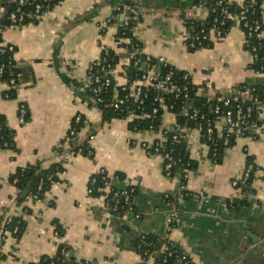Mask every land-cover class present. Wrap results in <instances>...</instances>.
<instances>
[{
	"label": "crops",
	"instance_id": "crops-1",
	"mask_svg": "<svg viewBox=\"0 0 264 264\" xmlns=\"http://www.w3.org/2000/svg\"><path fill=\"white\" fill-rule=\"evenodd\" d=\"M194 1L61 0L35 23L4 28L2 42L15 45L14 58L24 77L11 96L8 83L0 82V114L15 132L16 147H0V226L19 218L24 228L19 238L8 234L0 244V264L35 263L62 245L78 264H140L135 243L142 233L164 241L160 247L170 241L190 257L173 264H264V134L235 136L216 162L200 132L189 128L185 141L194 166L182 182L181 171L166 175L162 157L142 147L159 139L162 129L180 126L175 112L162 113L154 131H133L129 124L136 117L108 121L93 97H84L88 69L100 59L103 46L120 54L116 80L124 82L131 52L116 45V34L125 19L135 21L132 32L141 51L188 73L198 96L214 99L241 86H264V72L252 67L238 16L210 47L191 49L192 29L183 10ZM227 1L241 5L245 0ZM120 5L118 18L104 27ZM133 9L138 17L129 14ZM196 18L206 22L209 13L202 9ZM21 104L28 109L25 123L19 117ZM78 114L85 125L76 143L89 141L92 156L76 153L68 139ZM215 126L224 131L225 120L217 117ZM249 162L255 165L253 179L234 187L232 181ZM54 164L63 167L59 180L39 201L23 200L27 192L19 196L11 176L20 168ZM102 170L118 174L121 180L115 185L120 188H135L133 211L112 214L101 197L88 192L90 180ZM184 192L169 230L167 196ZM238 199L245 203L235 208Z\"/></svg>",
	"mask_w": 264,
	"mask_h": 264
},
{
	"label": "built area",
	"instance_id": "built-area-1",
	"mask_svg": "<svg viewBox=\"0 0 264 264\" xmlns=\"http://www.w3.org/2000/svg\"><path fill=\"white\" fill-rule=\"evenodd\" d=\"M227 0H218L219 4H222ZM61 0H0V22L2 20L9 21L12 27H23L26 26L25 20L28 18L40 20L44 16H46ZM256 4V0H246L241 6L242 9L237 15L242 29L245 32V43L247 46L250 45L249 41L252 38H256L258 40L257 44L250 46V51L252 53L253 62L258 59V50L264 48V21L262 19L250 18L251 13L254 10L253 6ZM28 6H32V13H29L27 10ZM264 5H261L263 8ZM253 8V9H252ZM120 7L116 8L117 11H120ZM203 9L202 5H193L188 6L184 10V16L186 18H195L196 14ZM122 12V10H121ZM134 16L138 17V13L135 9L131 10ZM220 14L222 17L229 16L230 13L228 11V7L221 8ZM118 17V14L114 15L112 18H109L105 23L104 27H107L113 23L114 19ZM223 18L215 19V23L210 29L209 33L205 30L201 31V34L194 33L191 34L188 38V45L191 48H202V47H210L213 38H220L223 36L222 26L224 25ZM113 20V21H112ZM129 19L123 20L121 25L128 26L130 24ZM4 30V27L0 25V34ZM127 38H121L119 41L116 40V45L118 47L121 43H125ZM129 39V38H128ZM130 40L128 41V43ZM120 47H125L121 45ZM108 47L103 46L102 52L108 50ZM112 49V48H110ZM16 52V47L11 43H4L0 41V54H10V58L8 61L1 62L0 59V75L5 72V68L7 64L9 66V70L12 74V78L8 82L10 89H16L21 83L22 72L18 71L15 75L12 72L13 67L19 68V64L16 62L14 55ZM107 52V51H106ZM143 55L144 60H142V73L140 76L130 81L128 79L127 71L124 69L123 76L124 82L119 83L116 80L117 74V63L115 66H111L110 64L102 65L101 73L96 74L93 78L88 77L86 81V87L90 84H94L91 90H93L95 97H93L94 101L98 102L97 93L100 91L101 84L104 86H109L112 83L117 88L115 95L113 96V102L111 106L115 110H123L128 113L127 118L133 119L134 117L145 116V114L137 115L136 110H140L142 108V104L144 103V98L148 95V90L152 89L154 91L153 103L155 106L152 108L151 113L156 115L161 112L164 113L166 111H171L173 109V104H171L170 100H188L189 99V85L188 83L184 84L179 88L175 82V69L173 66L168 64L163 58H158L157 67L152 66V58L144 54L140 48L135 49L130 56L136 57L137 55ZM102 55V54H101ZM1 58V56H0ZM101 60L98 59L96 62H93L88 71L93 69V64H99ZM141 62V59H136L134 65L137 66ZM130 64V59L128 60V65ZM167 68V71L164 72L163 69ZM88 73V72H87ZM183 79L188 81L189 75L188 73L183 74ZM123 92V97H120V93ZM218 104H216L214 108V112L217 114H221L225 120L226 128H225V136H224V144L229 143L230 136H249L251 138H257L264 134V97L261 98L258 93L255 92L254 87L251 89H246L243 91L236 90L230 94L221 96L218 98ZM190 110V111H189ZM173 112V111H171ZM187 115L188 122L194 123V128L197 129L201 138L204 142L205 140H211L214 132L216 131L215 122L208 118L205 113L201 111L199 107L192 106L187 107ZM19 117L22 123L27 122L28 120V109L24 104H21L19 107ZM82 120V116L80 114L75 116L74 122L79 123ZM189 127L185 126H175V127H167L162 129L161 136L159 139L154 140L153 142H143L142 147L149 154H158L163 159V169L166 171V175H171L172 168L179 162L176 158L173 157L172 151H164L163 146L164 142L167 140L166 134L170 131H175L173 135L172 142H178L181 138H185L186 132ZM149 131H154V125H149L147 128ZM80 132V131H79ZM78 130L72 125L69 130L68 139H75L79 136ZM93 136L90 135L89 139ZM89 142V141H88ZM99 173H107L105 174V184L97 189V195L103 199L105 208L115 215H122L128 211H133V195L135 193V188L126 187L120 188L115 185V182L121 180V177L118 174H108V172L102 170ZM255 173V165L252 162H249L239 179H234L232 184L234 187H240L247 185L252 179ZM95 178L92 177L90 180V185L88 188V192L94 195L93 187L91 184L95 183ZM41 189V185L39 186ZM183 196L182 193H179L174 196H167L168 201V216H167V224L168 229L170 230L174 223L176 222V218L178 216L177 209V200L178 197ZM32 199L34 201H39L41 198L39 197L38 192L33 194ZM18 231V225L16 224L13 230H6L3 232V235L0 237L5 239L6 236L14 235ZM137 250L140 253L141 263L140 264H167L170 260L175 261H183L188 262L190 257L182 252L180 248L173 244L172 242H167L161 247L156 248L154 241L148 238V236L144 233L140 234L137 238ZM158 253L160 255V260L155 258V254ZM66 256L68 254L66 253ZM40 264L39 261L36 262ZM81 264H90L89 261L82 262Z\"/></svg>",
	"mask_w": 264,
	"mask_h": 264
},
{
	"label": "trees",
	"instance_id": "trees-1",
	"mask_svg": "<svg viewBox=\"0 0 264 264\" xmlns=\"http://www.w3.org/2000/svg\"><path fill=\"white\" fill-rule=\"evenodd\" d=\"M181 1V0H177ZM183 1V0H182ZM246 1V0H245ZM128 5L134 6L131 1L127 3ZM202 5L203 9L207 10L209 13V18L206 22L199 21L196 17L195 18H186V25L190 30L192 29L191 34L199 33L201 34L202 30H205L207 33H209L210 29L215 23V19H221L223 18L220 14L221 8L228 7V11L230 13L229 16H226L223 18L224 25L222 26V33L223 36L227 33L229 30L231 24L233 23L232 17L237 16L239 12L242 9L241 5L230 3L228 1H224L222 4L218 3V0H195L191 5ZM57 5V4H55ZM262 0H256V4L253 6L254 10L251 13L250 18L255 19H262ZM122 10V5H120ZM252 8V9H253ZM27 10L29 13H32V6H28ZM185 10V9H184ZM183 10V12H184ZM120 11L115 10V14H119ZM118 18V17H117ZM37 19L26 18L25 24L29 23H35L37 22ZM113 21V20H112ZM134 20L130 21V24L128 26L120 25L118 32L116 34V40H120L121 38H129L130 42L128 44L121 45L127 47L129 51L132 52L140 48L141 49V43L134 37L133 35V25ZM1 27H7L10 25L9 21L2 20L0 22ZM0 41H2L1 34H0ZM258 40L256 38H252L249 43L250 45L247 46L249 49L250 46H253L257 44ZM212 44H210L211 46ZM191 49H197V48H191ZM107 51V52H106ZM258 59L253 63L252 67L256 72H264V48H261L258 50ZM1 56V62L8 61L10 58V54H0ZM8 59V60H7ZM120 54L114 51L113 49H108L102 52L100 63L93 64V69L91 71H88L87 76L90 78H93L96 74H100L102 77L103 74L101 73V67L102 65L110 64L111 66H115V64L119 61ZM136 59H141V62L135 66L134 62ZM142 60H144L143 55H137L136 57L130 56V64L128 67H126L128 79L130 81H133L137 79L140 74L142 73ZM152 66L157 67V60L155 58L151 59ZM9 64H7L5 68V72L0 75V82H6L8 83L10 79L12 78V74L9 70ZM175 69V68H174ZM22 72V79L24 77V71L23 68L19 67L14 68L13 67V73L14 75L18 72ZM164 72L167 71V68L163 69ZM183 74H179L178 71L175 69V82L179 88L183 86L184 84L188 83L189 85V99L184 100H170L169 102L173 104V109L171 111L175 112L178 117V124L180 126H185L189 128H194L193 122H188V115L185 116V105L186 103L189 104L190 108L192 106L199 107L203 113L207 115L208 118L212 119L214 122L217 119V117H220L221 114H217L214 112V108L216 104H218V98L211 99L207 96H198L196 94V87L191 83L190 78L188 81L183 79ZM21 79V81H22ZM77 84V83H76ZM81 84V83H80ZM78 85V84H77ZM94 86V84L88 85L83 91H84V97H95V94L93 90H91ZM248 88H245V86H241L238 90L243 91ZM255 92L259 94L261 98L264 97V86H256L254 87ZM117 88L112 83L109 86H104L101 84L100 91L97 93V99H99L98 102H96V106L99 107L103 113L105 118L109 121L114 118H127L128 113L123 110H115L111 103L113 102V96L115 95ZM15 91V89H11L9 91V95H12V92ZM148 95L146 98H144V103L142 104V108L140 110H136L137 115L145 114L144 118L136 117V119H133L132 122L129 124L130 129L133 131H140L145 130L149 127V125H154L155 129L160 125L161 120V112L153 115L151 113L152 108L155 106L152 99L154 96V91L152 89L148 90ZM123 92L120 93V97H123ZM190 111V110H189ZM82 116V115H81ZM29 118V117H28ZM85 125L84 117L82 116V120L79 123L73 122V126L78 130V132L82 129V127ZM14 130L10 128L7 124L6 117L3 114H0V147L2 148H12L15 149V141H14ZM175 134V131H170L166 134L167 140L164 142L163 146V152L164 151H172V155L174 158H176L179 162L172 168L171 175H174L175 173L181 171L182 172V182H185L186 173L188 170L192 169L194 166V162L189 158V152L187 148V144L185 141V138H181L178 142H172L173 135ZM224 136L225 131H215L213 134V137L211 140H205L207 141V144L210 146L211 149V156L216 162H219L221 160V156L223 154L224 149L232 144L233 139L235 136L231 135L229 139L228 144H224ZM70 143L73 147V150L76 153L92 156L93 155V148L90 146V144L87 142L82 143L78 145L76 143V138L71 139ZM63 171V167L59 164L51 165L47 168L42 167L41 165L36 166H29L26 168H20L18 169L12 176H11V182L16 185V187L19 190V196H21L25 191L27 192V195L23 200H28L30 197L33 196L36 192H38L39 197L42 199L45 195V193L51 188L52 184L59 180V174ZM164 173L166 174V171L164 170ZM105 174L107 173H97L93 176L95 178V183L91 184L93 187L94 195H97V189L102 187L105 184ZM254 176V175H253ZM252 176V177H253ZM41 185V189H39V186ZM117 186V185H116ZM245 189V188H244ZM186 193L184 192L183 195ZM245 203L244 200H235L233 201V205L235 208L240 207V205H243ZM18 225V231L14 234L16 237H20L24 228V220L16 218L11 220L10 222L5 223L3 226H0V237L3 235V232L6 230H13L15 225ZM149 239L154 241L156 248L160 247V245L164 242L158 241L153 236L147 235ZM3 238L1 240L0 238V244L3 242ZM136 249H137V241L135 243ZM66 253L68 256H66ZM155 258L157 260H160V255L158 253H154ZM40 264H78V261L75 257L69 256V247L62 245L59 247L57 253L53 256H43L39 260ZM175 260H170L167 264H173ZM30 264H37L30 263Z\"/></svg>",
	"mask_w": 264,
	"mask_h": 264
},
{
	"label": "water",
	"instance_id": "water-1",
	"mask_svg": "<svg viewBox=\"0 0 264 264\" xmlns=\"http://www.w3.org/2000/svg\"><path fill=\"white\" fill-rule=\"evenodd\" d=\"M137 3V2H136ZM131 12L129 11V14H130ZM125 56H128V55H125ZM179 73V72H178ZM180 74V73H179ZM188 105V104H187ZM26 194V192L23 194V196Z\"/></svg>",
	"mask_w": 264,
	"mask_h": 264
}]
</instances>
